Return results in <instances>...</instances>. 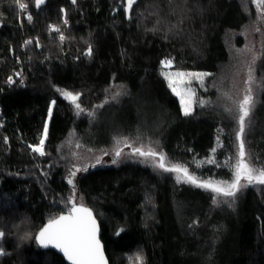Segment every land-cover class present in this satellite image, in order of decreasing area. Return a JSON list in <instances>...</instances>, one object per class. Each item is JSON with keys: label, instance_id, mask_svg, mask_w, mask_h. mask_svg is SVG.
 <instances>
[{"label": "trees", "instance_id": "trees-1", "mask_svg": "<svg viewBox=\"0 0 264 264\" xmlns=\"http://www.w3.org/2000/svg\"><path fill=\"white\" fill-rule=\"evenodd\" d=\"M20 1L26 10L0 0V264H67L37 236L73 202L95 212L110 264H138L137 255L144 264H264V185L216 196L133 152L151 147L200 180L230 182L251 71L243 138L253 167H264V44L246 48L244 36L264 29V9L255 0H136L130 11L127 0ZM166 60L208 74L190 115ZM21 65L25 84L10 86ZM58 89L79 93L84 111ZM45 126L40 155L32 147Z\"/></svg>", "mask_w": 264, "mask_h": 264}, {"label": "snow or ice", "instance_id": "snow-or-ice-1", "mask_svg": "<svg viewBox=\"0 0 264 264\" xmlns=\"http://www.w3.org/2000/svg\"><path fill=\"white\" fill-rule=\"evenodd\" d=\"M73 3L76 0H72ZM256 6L259 9H264V0H255ZM17 6L21 11L26 10L27 5L21 3L20 0H16ZM44 3V0H35V6L39 8L41 4ZM136 3V0H127V10H131L133 4ZM27 19L31 21L32 17L29 15ZM67 23V20L64 21ZM53 31L60 32L59 28L53 27ZM60 40H64V36L60 35ZM28 43H31L30 41ZM92 50L89 48L87 55H91ZM165 67H171L172 61L166 60L162 62ZM19 75V73L17 74ZM207 75L204 73H183L175 72L174 76L176 79H173L168 73H165V78L169 81V87L172 88V91L180 96L181 104L183 106L184 115H190L192 108V93L188 91L187 98L182 94L181 91L177 90L175 86L177 83L183 84L185 77H195L199 79L200 77ZM11 81V78L9 80ZM190 82V81H189ZM254 83V78L249 72L248 84L249 87L246 89V93L243 98L238 103V123H239V132L237 133L238 144V153L235 166L233 168V178L230 182L228 181H214V180H200L196 176L189 173L186 167L181 165H169L166 164V156L163 153H158L151 147L144 148L143 146L133 149V152L145 158H153L155 161L154 166L165 171L176 173V179L178 182H185L192 184L195 187L203 188L207 191H211L216 194V196L223 197H232L234 198L242 188H245L249 185L261 184L264 185V167L256 168L253 167L251 160L247 157L245 151L244 143V130L246 118L249 117L250 112L254 108V99L252 96L251 85ZM61 91V94L68 99L72 104L75 105L78 113L84 111L81 108L79 101L80 94H73L68 91ZM56 102L52 101L54 105ZM102 106V105H101ZM91 115V114H90ZM49 117H51V109L49 110ZM48 135V128L45 126L43 132V138L39 141L37 146H33L32 150L40 155H44V144ZM131 147V145H127ZM115 155L119 157L121 151L117 149ZM158 158V159H157ZM115 163V161H113ZM213 161H209L211 163ZM85 171L87 169H84ZM71 176H75V172L71 173ZM244 181V183H242ZM72 179L68 180L69 184H72ZM74 199V198H73ZM215 202V201H214ZM97 224L96 220L93 217L92 211L83 205L76 206L73 202L71 210L67 215H61L58 218L49 220L48 224L41 229L37 237L39 243L43 247H48L49 245L60 249L64 255L67 257L72 264H106V260L103 255L102 245L97 239ZM4 235L3 232H0V238ZM0 254H3L0 251ZM138 264H144L143 257L137 255L135 257Z\"/></svg>", "mask_w": 264, "mask_h": 264}, {"label": "rangeland", "instance_id": "rangeland-1", "mask_svg": "<svg viewBox=\"0 0 264 264\" xmlns=\"http://www.w3.org/2000/svg\"><path fill=\"white\" fill-rule=\"evenodd\" d=\"M257 32H258L259 38H256V33ZM244 36H245L246 43H247L246 44V48L249 47V45L251 47H253V48H256V47L259 46V44H264V29L261 31L260 26L258 24L254 25V26H251V28H248L247 30H245L244 31ZM165 71L170 76H172L173 79H176L174 74L177 71L183 72V73H204V74H206L205 72H201V71L192 72V71L176 70V69L172 68V65H171V67H165ZM207 76H208V74L200 77L199 79H197L195 77H185L183 84L177 83L175 85L177 87V90L181 91L182 94L185 95L186 98H187V95H188V91H185V90H190V92L192 93V101H193V103H192L191 113L194 111L195 107L198 104L200 92L206 90L205 80L207 79ZM242 81H243V78H242ZM177 97L179 98V100L181 102L180 96H177ZM52 109H53V106H52ZM182 109H183V106H182ZM99 159H100V156H94L92 158L85 159V161H83L81 163V165L78 164L75 167L73 172L76 173V171L78 170L79 167H81L83 165H86V164L94 163L96 161L98 162ZM71 179L74 180V176H72Z\"/></svg>", "mask_w": 264, "mask_h": 264}, {"label": "water", "instance_id": "water-1", "mask_svg": "<svg viewBox=\"0 0 264 264\" xmlns=\"http://www.w3.org/2000/svg\"><path fill=\"white\" fill-rule=\"evenodd\" d=\"M50 122V121H49ZM81 204H76V206H80ZM84 206V205H83ZM84 207H86V208H88V209H90L91 211H92V214H93V217L95 218V220H96V224H97V228H98V232H97V239L100 241V244L102 245V251H103V255H104V258H105V260H106V264H110V260H109V257H108V255H107V252H106V247H105V243L103 242V240H102V228H101V224H100V222H99V220H98V218H97V216L95 215V212L91 209V208H89V207H87V206H84ZM68 213H66V214H63V215H67ZM48 224V223H47ZM46 224V225H47ZM45 225V226H46ZM44 226V227H45ZM43 227V228H44ZM41 231V230H40ZM38 235H39V233H38ZM38 237V236H37ZM38 240V239H37ZM38 243H39V241H38ZM40 244V243H39ZM40 246L43 248V249H45V250H54L55 252H57L58 254H60L63 258H64V260L67 262V264H72V262L71 261H69L68 259H67V257L64 255V253L60 250V249H58V248H55V247H53V246H51V245H49L48 247H43L41 244H40Z\"/></svg>", "mask_w": 264, "mask_h": 264}, {"label": "built area", "instance_id": "built-area-1", "mask_svg": "<svg viewBox=\"0 0 264 264\" xmlns=\"http://www.w3.org/2000/svg\"><path fill=\"white\" fill-rule=\"evenodd\" d=\"M78 0H76V2H77ZM21 2V1H20ZM75 2V3H76ZM22 3V2H21ZM28 16L30 15L29 13L27 14ZM67 23H68V21H67ZM66 23V24H67ZM52 29V31H53V27L51 28ZM37 37V36H36ZM25 43H27V41L25 42ZM24 49H26V45L24 46ZM24 72H25V68H24V66L23 65H21L20 67H19V69L13 74V75H11L10 77H9V79H8V83H9V85L10 86H13L14 84H16V83H18L19 82V84H25V79H24ZM19 73V75H17ZM10 78H11V81H13V82H9V80H10ZM1 115H2V108L0 107V117H1ZM3 120H1L0 119V128H2L3 127Z\"/></svg>", "mask_w": 264, "mask_h": 264}]
</instances>
